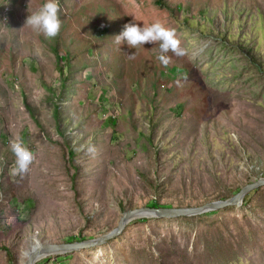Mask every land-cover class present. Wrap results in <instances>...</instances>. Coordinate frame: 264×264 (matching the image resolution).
Segmentation results:
<instances>
[{"label":"rangeland","instance_id":"obj_1","mask_svg":"<svg viewBox=\"0 0 264 264\" xmlns=\"http://www.w3.org/2000/svg\"><path fill=\"white\" fill-rule=\"evenodd\" d=\"M44 3L0 0V264L105 234L129 208L200 205L264 177V0H59L52 39L25 24ZM156 21L186 49L167 67L159 43L115 39ZM15 140L35 155L22 177ZM136 218L34 264H264V186L212 214Z\"/></svg>","mask_w":264,"mask_h":264},{"label":"clouds","instance_id":"obj_2","mask_svg":"<svg viewBox=\"0 0 264 264\" xmlns=\"http://www.w3.org/2000/svg\"><path fill=\"white\" fill-rule=\"evenodd\" d=\"M60 12L59 0H45V3L36 12L27 17L25 24L42 32L47 39L55 38L59 35L62 27ZM115 39L117 44L126 41L127 45L134 49L146 43H159L161 54L158 56V60L165 67L170 63V58L165 55L169 51L178 57L186 55V49L181 47L176 30L166 27L159 21L143 27L135 22H129L125 24L123 32L115 36ZM10 149L16 158L14 166L10 170L11 174L22 177L28 173L30 165L35 160V155L20 140L11 142Z\"/></svg>","mask_w":264,"mask_h":264},{"label":"water","instance_id":"obj_3","mask_svg":"<svg viewBox=\"0 0 264 264\" xmlns=\"http://www.w3.org/2000/svg\"><path fill=\"white\" fill-rule=\"evenodd\" d=\"M263 186L264 177L256 179L251 178L248 183L241 186L235 193L225 199L211 200L200 205L184 207L137 206L129 208L122 212L113 229L100 236L73 242L39 243L35 241L34 245L31 246L29 250L25 251L24 259L21 264H34L36 261L45 257L67 254L93 247H100L120 235L124 230L125 224L129 220L136 217H191L224 209L230 206H239L243 196L247 192Z\"/></svg>","mask_w":264,"mask_h":264},{"label":"trees","instance_id":"obj_4","mask_svg":"<svg viewBox=\"0 0 264 264\" xmlns=\"http://www.w3.org/2000/svg\"><path fill=\"white\" fill-rule=\"evenodd\" d=\"M54 113H58L57 112V106L55 107V109H54ZM69 155H72V152L71 151H69ZM239 189V188H238ZM238 189H236L234 192H232V193H235ZM255 190V189H254ZM254 190H251V191H249V192H247L244 196H243V198H242V202H245L250 196H251V194L254 192ZM147 206L148 207H164V206H159V204L157 203V202H155V201H153V202H150L149 204H147ZM230 207H234V206H230ZM226 208H228V207H226ZM212 213H215V211H212V212H207V213H204V214H200V215H197V216H204V215H208V214H212ZM177 217H183V218H192V217H194V216H191V217H186V216H177ZM176 217V218H177ZM159 218H166V217H153V219H159ZM146 219H151V218H147V217H138V218H136V219H134V221H143V220H146ZM4 251H6V253L8 254V259H9V261H11V255H10V253H9V251H8V249L7 248H2ZM57 257H61V256H57ZM10 264H12V263H10Z\"/></svg>","mask_w":264,"mask_h":264},{"label":"bare ground","instance_id":"obj_5","mask_svg":"<svg viewBox=\"0 0 264 264\" xmlns=\"http://www.w3.org/2000/svg\"><path fill=\"white\" fill-rule=\"evenodd\" d=\"M29 249H30V248H29ZM29 249H28V250H29ZM26 251H27V250H26ZM24 253H25V252H24ZM24 255H25V254H23V257H24Z\"/></svg>","mask_w":264,"mask_h":264}]
</instances>
